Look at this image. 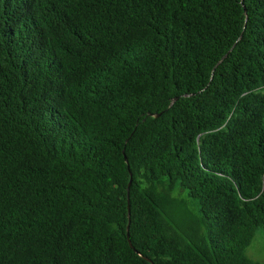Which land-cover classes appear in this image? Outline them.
<instances>
[{"label": "trees", "instance_id": "1", "mask_svg": "<svg viewBox=\"0 0 264 264\" xmlns=\"http://www.w3.org/2000/svg\"><path fill=\"white\" fill-rule=\"evenodd\" d=\"M258 229L264 0H0V264H263Z\"/></svg>", "mask_w": 264, "mask_h": 264}, {"label": "rangeland", "instance_id": "2", "mask_svg": "<svg viewBox=\"0 0 264 264\" xmlns=\"http://www.w3.org/2000/svg\"><path fill=\"white\" fill-rule=\"evenodd\" d=\"M190 205L193 203L190 201ZM194 207V206H193ZM195 211V208H193ZM246 255L252 260L264 264V230L258 229L254 239L252 240L250 246L246 249Z\"/></svg>", "mask_w": 264, "mask_h": 264}, {"label": "water", "instance_id": "3", "mask_svg": "<svg viewBox=\"0 0 264 264\" xmlns=\"http://www.w3.org/2000/svg\"><path fill=\"white\" fill-rule=\"evenodd\" d=\"M155 117H159L160 115H154ZM126 160H127V158H126ZM131 184H132V178H131V180H130V182H129V186H128V192H129V190H130V187H131ZM128 241H129V244H130V246L131 247H133V245H132V242H131V239H130V234H129V226H128Z\"/></svg>", "mask_w": 264, "mask_h": 264}]
</instances>
